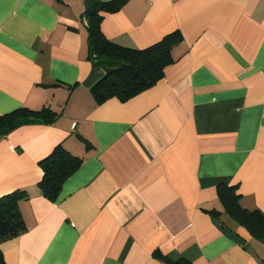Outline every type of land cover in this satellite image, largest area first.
Returning a JSON list of instances; mask_svg holds the SVG:
<instances>
[{
	"label": "crops",
	"instance_id": "1",
	"mask_svg": "<svg viewBox=\"0 0 264 264\" xmlns=\"http://www.w3.org/2000/svg\"><path fill=\"white\" fill-rule=\"evenodd\" d=\"M100 1L0 0V115L57 113L0 136V196L27 193L26 230L0 242L6 264H166L154 251L264 264V244L216 191L236 185L241 205L264 213V0H126L104 12L119 45L178 42L154 85L96 103L104 69L88 58L84 14ZM59 143L82 163L50 201L39 160Z\"/></svg>",
	"mask_w": 264,
	"mask_h": 264
},
{
	"label": "trees",
	"instance_id": "2",
	"mask_svg": "<svg viewBox=\"0 0 264 264\" xmlns=\"http://www.w3.org/2000/svg\"><path fill=\"white\" fill-rule=\"evenodd\" d=\"M126 0H104L87 9L84 16L88 31V58L104 69L102 77L91 87L96 103L116 97L126 101L154 85L163 75L164 68L174 61L172 48L178 42V34L170 33L145 48L119 45L107 39L100 27L104 12L117 11ZM177 37V38H176ZM57 113L48 107L31 109L25 106L0 115V136L19 126L34 123L50 124ZM82 163L62 144L53 147L49 154L39 160L42 171L38 187L42 195L55 201L62 184ZM217 195L224 211L244 226L257 240L264 244V213L255 208H244L236 185L218 183ZM27 198L24 189H15L0 196V242L15 237L26 230L19 202ZM214 215L218 211L212 210ZM154 256L166 264H193L186 258L170 260L159 251ZM0 264H6L0 250Z\"/></svg>",
	"mask_w": 264,
	"mask_h": 264
}]
</instances>
